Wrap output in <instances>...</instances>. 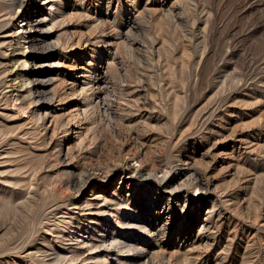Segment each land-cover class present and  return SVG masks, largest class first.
Wrapping results in <instances>:
<instances>
[{"label": "rangeland", "instance_id": "1", "mask_svg": "<svg viewBox=\"0 0 264 264\" xmlns=\"http://www.w3.org/2000/svg\"><path fill=\"white\" fill-rule=\"evenodd\" d=\"M39 2L31 45L12 32L26 22L19 15L0 28V264H136L145 248L150 264H264V0ZM14 47L29 50L26 65L10 62ZM11 69L19 75L8 86ZM24 75L44 80L24 117L99 95L94 118L77 122L84 135L70 141L83 144L91 173L103 177L104 164L132 150L144 169L119 166L126 181L95 191L92 177L83 204H67L73 164L55 161L49 139L58 113L39 120L45 135L35 119L13 117ZM118 193L131 206L116 218L111 210L126 207L109 200ZM86 200L108 214L82 209ZM58 245L82 254L53 263Z\"/></svg>", "mask_w": 264, "mask_h": 264}, {"label": "bare ground", "instance_id": "2", "mask_svg": "<svg viewBox=\"0 0 264 264\" xmlns=\"http://www.w3.org/2000/svg\"><path fill=\"white\" fill-rule=\"evenodd\" d=\"M37 1H39V0H9L8 3H6V1H5V3H4L5 6L3 8H0V28L5 23H8L9 20H11L15 16L19 15L21 17L20 22H22L24 20H26V22L19 23V25L16 26V27H19V30L12 29V32L14 34H16V36L18 38H21L24 42H29V43L33 42L34 33L31 32L32 28H34V27L37 28V26L40 25L39 23L41 21L40 17H38V16H39V12L41 10L40 6H41L42 2L37 3ZM26 5H28V11L24 10ZM23 23H25V24H23ZM18 42H20V40H18ZM30 45H31V43H30ZM15 50H17V48L14 47L12 52L10 51V53H11V57L9 58L10 62L17 61L18 64L26 65V62L30 59V56H31V54L28 52L29 50L22 49L21 51H18V52H16ZM16 65L17 64H15L14 66L16 67ZM18 75L19 74L15 69H11V70L6 71L5 76H8V78H7V81L9 82L8 86L9 85H16V84H14L13 79L16 80L18 78ZM20 75H21V73H20ZM24 76H22L21 83L18 86L25 87V90L27 92L26 93L27 96H26V98H23L24 95L22 96L21 104L19 105V109L18 110L15 109L12 112V113H14V115H16V116L13 115V117H18L19 119L25 120V121H27V120L33 121L35 119L34 131L39 133L42 130V128L39 126L43 124V122L40 123L39 120H44L47 115H50V117H52L51 115L58 113V111H57L58 109L57 110H53V109L47 110L46 109V111L43 112V111H41V109H42L41 105L42 104H38L39 107H35L34 109H32L29 117L28 116L24 117L23 113H25V111L29 110V109L24 110L25 108H27L32 103L40 102L41 99H40L39 93H40V90L42 88V85L44 84L43 79H38L35 77L32 78L30 76L24 77ZM87 82L90 84L89 88L93 89L94 87L100 86L101 83H105V79H102L101 82L99 80H88ZM73 83L70 84L68 86V88L64 87L61 90H59V87L57 85H55L53 90H51L52 91V95H51L52 98L50 97V99H53L54 97H57V96L59 97V99H62L65 95L74 91L76 82H73ZM86 90L87 89L83 86L80 89V91L84 92V93L86 92ZM85 94H86L85 95L86 98L83 100V102H81V104L77 103L73 107H71L72 105H66L65 107H63L61 109L62 110L61 113L57 114L58 117H60V119H59L60 130H58V129L56 130L55 128L57 126H55L52 129L53 131H51L50 136L48 134L51 142H53V144H54V142H56L54 144L56 149L54 152H52V154L54 153L53 158L55 159V161L59 162V163L66 161L68 163L70 162V164H73V168H71V170H69V168L67 167V171L72 174V184L70 187V191H68L69 197L67 198V201H66L67 204L75 203L76 205L77 204L82 205L83 203L79 201L77 195L90 182H92L93 178H94V182L92 184L91 191H95V188L99 189L100 183H102V182L111 184L112 182H117V180H119L117 185H121L123 182L126 181V179L124 177L123 171H121V173L117 172L119 166L125 167L129 173H131L132 171L135 173H138V172H140L139 170L144 169V167L142 166V164L140 162V159L138 158L139 157V150H132L131 152L128 153V157L121 155L122 157L121 156L115 157V159L113 161H110V162H107L106 164H104L103 165V169H104L103 171H105L106 174L103 175V177H102V175H97L95 173H91L90 169L87 167L88 162L87 161H83V162L81 161L80 152L83 149V144L78 140L75 142V144L73 146V143H71L70 141L74 140V139L76 140L81 135H84L83 134L84 127L80 126V124L77 123L78 120H80L81 117L82 118H89L90 113L92 111H95L96 109L100 108V102H101V98L99 97L98 94H96L94 96L92 93H85ZM14 100L15 99H13V101ZM9 117H11V116H9ZM90 118H94V117L91 116ZM13 121H14V119H13ZM108 124H109V131L111 133H116L117 132V130H116V124L117 123L114 122L112 124L111 123H108ZM31 126H32V124H31ZM46 129L47 128L44 127L43 130L45 131V133H43V131H42L43 134L41 132L40 133L42 135H45ZM32 132H33V130H32ZM0 134H2V132ZM43 141L44 140L42 139L41 142H43ZM44 144H46V143H44ZM129 159L130 160L134 159V160L138 161V164H134L132 162L129 163ZM51 160H53V159H51ZM102 178H104V179H102ZM28 192H30V187L28 189ZM96 192H91L90 194H95ZM97 193L98 194L96 196H99V192H97ZM106 196H108V195H106ZM106 196L103 194L102 200H105ZM26 200H29V199L27 198ZM109 200H114V203H119V204H123L126 206L123 209L120 208L119 210H114V209L111 210V211H113V215L116 218H119L120 216H122L123 213L125 211H127V209L130 208V206H131V202L129 201V197L124 196L123 193L111 195V196H109ZM95 202L91 201V200H86L85 205L87 208L85 207L82 209H88V207H89V210H91V211L95 210V212H99V213L101 212L104 214H108V211L102 212L103 206H97V207L93 208V204ZM75 207H77V206H75ZM88 217H90L91 219H93L95 221H99L98 217H97V213H94L92 216H88ZM69 233H73L72 227L69 230ZM113 240H115V238ZM94 243L95 242H93V244ZM125 245L131 249L133 248V243L130 241L127 242ZM69 248L70 249H66L64 247H60L59 245L56 246L55 247V256L51 259V261L53 263L56 261H62L63 258H65L67 253L69 254V257L71 259H73L75 257L77 258L79 255L82 254V250H80V249H76L74 247H69ZM89 248H90V246H89ZM98 254H99V252H96L94 255H92V256L89 255L88 257L94 258ZM140 254L143 256H148V260L142 261L141 255H140L139 257L133 259V263L150 264V262H151V261H149L150 258L152 259V257H154L152 255V253L149 255V250L147 248H145L143 251H140ZM84 258H87V256H84ZM105 258H106V256L103 257V259H105Z\"/></svg>", "mask_w": 264, "mask_h": 264}]
</instances>
